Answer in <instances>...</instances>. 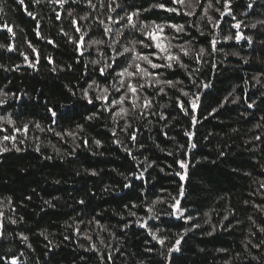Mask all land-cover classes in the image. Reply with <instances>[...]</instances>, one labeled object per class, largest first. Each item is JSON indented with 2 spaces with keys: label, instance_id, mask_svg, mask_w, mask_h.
<instances>
[{
  "label": "trees",
  "instance_id": "16d2710c",
  "mask_svg": "<svg viewBox=\"0 0 264 264\" xmlns=\"http://www.w3.org/2000/svg\"><path fill=\"white\" fill-rule=\"evenodd\" d=\"M227 3L0 0V264H264V0ZM141 25L180 62L138 61L151 105L119 117L96 96L120 99L131 56L108 45L167 63Z\"/></svg>",
  "mask_w": 264,
  "mask_h": 264
},
{
  "label": "snow or ice",
  "instance_id": "6c2138e0",
  "mask_svg": "<svg viewBox=\"0 0 264 264\" xmlns=\"http://www.w3.org/2000/svg\"><path fill=\"white\" fill-rule=\"evenodd\" d=\"M21 3H23V0H20ZM37 2H39V0H37ZM68 2V0H59V3L63 6L64 3ZM172 3H179L181 5H183L185 3V0H171ZM89 4L91 5V0H89ZM191 6V5H190ZM94 7V6H93ZM153 7L155 8H160V9H165L166 11L172 12V11H177V9L175 8H165V4L164 3H157L154 4ZM194 7V6H193ZM208 7H212L211 3H209ZM225 7H228V3L227 0H225ZM70 14V13H69ZM188 15H193L194 12H188ZM204 14L207 15V9H205ZM29 15H32L31 13H29ZM138 13H132V14H126V17H121V19H126L127 23L125 25V27H131L133 29L137 28V24L133 22V17L137 16L138 17ZM223 15V14H222ZM59 15L57 16V19H59ZM209 19H211V17H209ZM75 23V21H74ZM101 24L104 23V21H100ZM147 25H141L139 27V31H141L142 33L146 34L148 36V38L152 41H155V48L159 50V52L161 53V55L159 56V58L161 60H166L167 63L165 64H156L153 63L152 60L149 58L148 55H144L140 52L136 51V44L140 43L143 44V41H130L131 46L130 47H124L122 51H120L119 49H116L114 47L113 44H109L108 47L112 48L115 55H113L111 57V61L112 64L116 63V60L118 59V57L120 56H124L126 54H129L131 56L130 62L128 63L127 67H125L121 72L117 73L118 77H121V79L119 80V87H116L115 90L117 92H119L121 89H124V94L120 97L119 100H113L110 104L108 103V89L104 88L101 93L99 95L96 96L97 100H101L103 102H105L106 106L110 109L111 107H115L116 105H119V111H117L115 113L116 116L119 117H126L130 114V112L132 114H135V112L139 109V108H148L151 105V101L147 100V98H145L144 103L141 105L138 103L139 99H140V91L142 89H144L146 86H150L149 85V81L147 80L148 77H152L153 74L146 68L141 66V63H139L138 61H143L145 63H147L148 65H150V67L152 69H156V68H160V67H166V68H171L173 63H179L180 59L178 55H173L169 49L171 47V45L169 44L168 46H165L164 44L160 43L159 40L160 38L158 36H156L154 33L156 31L159 32H163V27L162 26H155V28L152 31H147L145 32V29L147 28ZM172 28H174L177 32H182L184 30V26L183 25H171ZM236 28H240V24L237 23L235 25ZM253 27H255V25H253ZM9 32L12 31L11 28L7 29ZM76 31H81L80 28H76ZM112 29L111 28H105V33H111ZM117 35H123V32H120L119 30L116 33ZM241 38L240 34L237 33L236 35V39L239 40ZM228 39H231V37H228ZM84 40V36L83 34L78 38L77 41H75V43L82 44ZM92 43L94 44H103L104 41L102 40H97V41H92ZM115 43H119V41H115ZM31 46V45H30ZM144 47H149L150 45L144 44ZM215 46V41H213V47ZM0 47H5V45H0ZM9 50H11L10 46H9ZM33 51H35V49H33ZM181 51L184 52L185 55L188 54V52L181 48ZM201 53L204 52V49L200 50ZM83 54V53H81ZM25 60H28V57L25 56L24 57ZM94 63H99V61H94ZM31 66V65H30ZM181 66H183L181 64ZM2 67V66H0ZM111 67V64H105L103 67L100 68V73L103 75L107 69ZM130 69H134V70H130ZM124 78H127V82ZM133 79H144L145 83L142 84H137V83H133ZM155 83L157 85L163 83L166 84L168 86H172L173 82L170 80H166V81H161L159 79H155ZM208 85H204V87H207ZM91 87V85H90ZM160 91L163 92L164 89L160 88ZM185 96L188 95L187 92L183 93ZM129 95L131 96V98H129ZM84 96L85 98H88V93L87 91L84 92ZM199 97L196 98V100H198ZM128 101V103L130 104V108H126L123 105L125 104V101ZM88 102L92 103V100L90 98H88ZM0 103H3V101H0ZM197 106L196 101L192 102V108L195 109ZM252 105H249V107H251ZM181 107H183L181 105ZM48 111L51 113L52 116H55L56 113L49 108ZM91 118V117H90ZM9 123H11V121H8ZM5 140L10 139V137H4ZM132 139L135 140V135L132 136ZM97 144H99V141L96 142ZM193 147H195V145H192ZM4 151H8V149H4ZM180 167L181 169H185L187 167V164L184 161H180ZM93 175H95V173H92ZM178 175H180L181 179H185V176L177 173ZM127 186V185H126ZM182 194V193H181ZM81 203H83V201H81ZM180 201L177 199L175 200V203L172 205L173 209L175 210V212L179 213V215L182 217L183 216V211L180 207ZM149 211H151V209H149ZM132 215H135V213L133 212ZM188 219H191V217H188ZM15 222V221H13ZM142 227H147V224H141ZM150 235H152L153 240H158V242L163 245L164 244V239L163 238H158L155 232H151L150 231ZM24 239H27L26 237ZM177 244L180 243L179 240L176 241ZM173 250L175 251H179L178 248H174ZM13 264H16L15 260L13 261Z\"/></svg>",
  "mask_w": 264,
  "mask_h": 264
},
{
  "label": "rangeland",
  "instance_id": "374dc122",
  "mask_svg": "<svg viewBox=\"0 0 264 264\" xmlns=\"http://www.w3.org/2000/svg\"><path fill=\"white\" fill-rule=\"evenodd\" d=\"M154 34L160 38L159 42L166 46L163 32L156 31Z\"/></svg>",
  "mask_w": 264,
  "mask_h": 264
}]
</instances>
